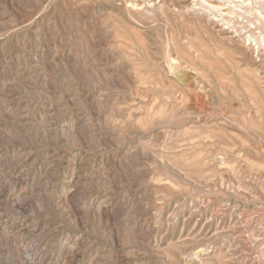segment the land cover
Here are the masks:
<instances>
[{
    "label": "rangeland",
    "instance_id": "obj_1",
    "mask_svg": "<svg viewBox=\"0 0 264 264\" xmlns=\"http://www.w3.org/2000/svg\"><path fill=\"white\" fill-rule=\"evenodd\" d=\"M203 2L0 0V264H264V56Z\"/></svg>",
    "mask_w": 264,
    "mask_h": 264
},
{
    "label": "built area",
    "instance_id": "obj_2",
    "mask_svg": "<svg viewBox=\"0 0 264 264\" xmlns=\"http://www.w3.org/2000/svg\"><path fill=\"white\" fill-rule=\"evenodd\" d=\"M154 3H160L161 0H152ZM229 6L221 9L218 13L220 21H217L224 30H229L233 35H242L246 38L251 36H262L261 25L258 17L255 18L253 11L243 13L240 11L239 6H235L237 3L228 2ZM197 5V4H195ZM250 23V24H249Z\"/></svg>",
    "mask_w": 264,
    "mask_h": 264
},
{
    "label": "bare ground",
    "instance_id": "obj_3",
    "mask_svg": "<svg viewBox=\"0 0 264 264\" xmlns=\"http://www.w3.org/2000/svg\"><path fill=\"white\" fill-rule=\"evenodd\" d=\"M199 1V0H198ZM192 2V1H191ZM239 2V4L240 5H238V4H236L235 6H239V9H240V11L241 12H243V13H246L247 12V8L248 9H251L252 10V8H253V6L256 4V2H255V0H232V3H238ZM260 2V1H259ZM194 4H200V2H194ZM203 6H204V8H205V13L208 15V18H207V20L208 21H211V22H217V21H220V20H222V19H219L218 17L220 16V14L218 15V13L219 12H221V5L218 3V2H216V1H214V0H204V2L203 3H201ZM253 4V6L251 7V5ZM201 5V6H202ZM200 6V5H199ZM259 6H260V4H259ZM226 7V6H225ZM190 8V7H189ZM195 8V7H194ZM193 8V9H194ZM200 8V7H199ZM258 8V7H257ZM254 9V8H253ZM261 9V8H260ZM192 10V9H191ZM251 10L250 11H248V12H251ZM256 10V9H255ZM263 10V9H262ZM194 11V10H193ZM192 11V12H193ZM254 11V10H253ZM195 12V11H194ZM198 14H200V13H198ZM202 14H203V12H202ZM256 15V14H255ZM258 15V14H257ZM262 15V14H261ZM203 16V15H202ZM258 19H259V21L262 23V26H263V24H264V16H260V15H258ZM220 25V24H219ZM222 27V26H221ZM220 30H222V31H224V29L222 28V29H220ZM227 31H229V30H227ZM263 31V30H262ZM230 32V31H229ZM227 33V32H226ZM231 38L233 39V40H237V41H241L242 40V37H240V35H231ZM245 39V38H244ZM247 42H249V43H247L249 46H250V49L254 52V54H257L259 57L260 56H264V53L262 52V51H264V43H262V42H264V33H262V36L260 35V37H258V36H251V37H248L247 39ZM258 60V59H257Z\"/></svg>",
    "mask_w": 264,
    "mask_h": 264
}]
</instances>
